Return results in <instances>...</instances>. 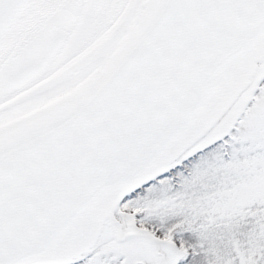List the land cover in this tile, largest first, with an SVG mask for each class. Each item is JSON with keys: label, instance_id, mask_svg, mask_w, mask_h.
I'll return each mask as SVG.
<instances>
[{"label": "snow or ice", "instance_id": "6c2138e0", "mask_svg": "<svg viewBox=\"0 0 264 264\" xmlns=\"http://www.w3.org/2000/svg\"><path fill=\"white\" fill-rule=\"evenodd\" d=\"M0 264H264V0H0Z\"/></svg>", "mask_w": 264, "mask_h": 264}]
</instances>
